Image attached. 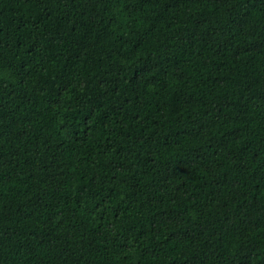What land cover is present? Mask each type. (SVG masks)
<instances>
[{
    "label": "trees",
    "instance_id": "1",
    "mask_svg": "<svg viewBox=\"0 0 264 264\" xmlns=\"http://www.w3.org/2000/svg\"><path fill=\"white\" fill-rule=\"evenodd\" d=\"M0 264H264V0H0Z\"/></svg>",
    "mask_w": 264,
    "mask_h": 264
}]
</instances>
